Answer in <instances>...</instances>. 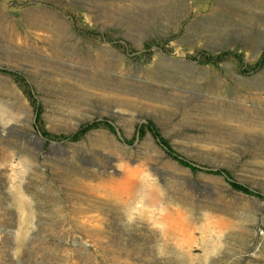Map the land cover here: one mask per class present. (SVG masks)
<instances>
[{"label":"rangeland","instance_id":"1","mask_svg":"<svg viewBox=\"0 0 264 264\" xmlns=\"http://www.w3.org/2000/svg\"><path fill=\"white\" fill-rule=\"evenodd\" d=\"M223 49L259 58L264 0H0V67L43 126L114 128L46 140L0 71V264H264V65L192 57Z\"/></svg>","mask_w":264,"mask_h":264},{"label":"trees","instance_id":"2","mask_svg":"<svg viewBox=\"0 0 264 264\" xmlns=\"http://www.w3.org/2000/svg\"><path fill=\"white\" fill-rule=\"evenodd\" d=\"M78 31L83 37L100 36L103 39H110L111 38V35L106 31H99V30H95V29H82V28H78ZM114 43L117 47H120V49H122V51H125V49H124L125 45L123 46V44L116 43V42H114ZM144 45L146 47L155 45V46H158L162 49H166V48H164L165 46L163 45L162 40L160 38H156V37L148 39L144 43ZM229 56L236 59L240 64H242L240 70L243 72L254 71V70H257L258 68H261L264 65V51L254 63L248 65L247 67L244 66V64L242 63V61H243L242 55L239 53H236L234 51H231L229 49H223V50H220L217 52L201 51V52H199V54L193 55L192 57L194 59H196L197 61H199L200 63L217 64L221 60H223ZM0 71L13 75L17 80H19L23 83V90L25 91V94L27 95L29 102L33 106L35 125H36L38 131L40 132V134L46 140H78L81 137H83L89 130H91L93 128H97V127H105V128H108V129L114 131V128H113L111 121L106 117L92 119V120L83 122L76 129H74L70 132H67V133H54V132L47 130L42 124V116H41L42 107L39 104V102L37 101L34 91L32 89L26 87V84H25L26 82L24 81L23 76L21 74H19L18 72H16L15 70L10 69V68H6V67H0ZM146 131L151 134V136L154 138V140L164 149V151L166 152V154L168 156L177 160L180 164L190 167L193 170L201 169V167L197 166L193 161H191L190 159L181 155L173 147V145L170 143V140L166 136L163 135L160 126L155 121H153L152 119H147L145 122H142L139 126H137L138 134L139 133L143 134ZM203 168L206 171L223 174L230 181L231 185L236 189H239V190L246 192V193H249V194L261 196L260 193L251 189L250 187H248L242 183H239L237 181L232 180L229 177L228 170H226L225 168H222V167L208 168V167H204V166H203Z\"/></svg>","mask_w":264,"mask_h":264}]
</instances>
